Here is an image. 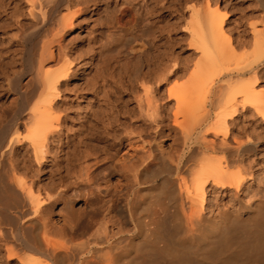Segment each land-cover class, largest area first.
Returning a JSON list of instances; mask_svg holds the SVG:
<instances>
[{"label": "bare ground", "instance_id": "bare-ground-1", "mask_svg": "<svg viewBox=\"0 0 264 264\" xmlns=\"http://www.w3.org/2000/svg\"><path fill=\"white\" fill-rule=\"evenodd\" d=\"M1 6V25L16 32L6 34L19 35L27 49L14 46L19 52L4 63L13 73L0 64L7 81L0 85V264H264V0L245 6L247 20L258 21L236 40L217 0H0ZM171 8L177 21L190 13L182 24L190 40L177 36L189 42L182 59L159 49ZM89 10L99 16L94 25L85 21ZM77 27L87 43L71 50L66 38ZM123 47L147 68L125 73L129 90L138 82L144 87L146 104L139 97L129 118L146 134L139 130L135 142L128 126V148L92 164L86 158L101 149L90 137L88 145V131L100 124L117 131L121 106L109 97L121 91L114 62ZM89 95L87 110L79 99Z\"/></svg>", "mask_w": 264, "mask_h": 264}, {"label": "rangeland", "instance_id": "rangeland-1", "mask_svg": "<svg viewBox=\"0 0 264 264\" xmlns=\"http://www.w3.org/2000/svg\"><path fill=\"white\" fill-rule=\"evenodd\" d=\"M218 2H219V5L221 6V8H224V6L226 7V11H225V9H223V12H227V15H228V21H227V24H226V26H225V29H226V31H230L229 33L232 35V37L235 35H237V33L239 32H241L242 33V31L241 30H243L244 28V30L246 31V34H250L251 33V28H250V25H249V23H250V21L251 22H257L258 21V19L257 18H252V20L251 19H249V20H247L248 19V17H246L245 16V14L247 13V6L250 4V0H227L229 3H227V4H225L226 3V0H217ZM249 2V3H248ZM190 4V3H189ZM192 4V3H191ZM190 4V5H191ZM248 4V5H247ZM14 4H12V6H13ZM247 5V6H246ZM4 6H6V5H4ZM4 6H1L2 8V10L0 11V17L2 18L4 15H6L5 14V7ZM11 6V7H12ZM247 8H246V7ZM4 7V8H3ZM133 12H134V14L136 13V7H134L133 6ZM92 11V10H91ZM2 12H4V13H2ZM172 11V8H171V10H169L168 12H167V17H166V19H165V23H164V32H163V34L164 35H162V40L161 39H159V40H161L160 41V46H159V49H160V52H164V51H166V52H169L168 50H170L171 51V49H173V51H175V55L177 54V55H179V57L182 59V55H184L185 56V54L186 53H188V52H190L189 51V42H187L188 40H190L189 38H190V36H184L183 37V31H187V30H185V29H187L186 28V26L185 25H182V24H187L186 23V21L188 20V18L190 19V17H187V15L189 16L190 15V13L187 11V15L185 14V18L183 17V18H181L180 20L181 21H177L176 20V18H175V16H176V12H173ZM229 12V13H228ZM91 13V15H89ZM2 14V15H1ZM88 16L90 17H88L85 21H90V22H92V25H94L95 24V22L93 21V20H91V19H94V18H99V16H95V14H94V12H90V10L88 11ZM95 16V17H94ZM137 16V15H136ZM245 16V17H244ZM94 17V18H93ZM139 17V16H138ZM184 19H186L185 20V22H184ZM2 20L4 21V20H6V18H5V16H4V18H2V19H0V38H2L3 40L1 41V39H0V42H3V43H0V44H2V45H4L5 43L4 42H6V40L8 39V38H10V39H8L10 42H9V44L7 45V42H6V47H2V45L0 46L1 48H0V53L2 54V52L3 53H5V51H6V55L5 54H0V56H2V57H0V60L1 61H3V63H1V61H0V64H2L3 66H6V67H4L5 68V70H8L10 73H13V71L12 70H10L11 69V67L9 68L7 65H4V63H6V61H9V59H11L12 57L11 56H13L14 54H16V53H18L19 51L17 50L16 52H14L13 51V49H15V47H16V49H19L20 50V52H25L26 51V47H27V45H26V43L23 41V40H21V41H19L18 42V40H20L19 39V35L18 36H15L16 34V32L15 33H13L12 32V30H10L9 31V29H8V27H6V24L4 23H2V25H1V22H2ZM174 20H176V22L174 21ZM30 21H32V20H28L27 22H29L27 25L28 26H30V27H33V29H34V26L33 25H31V24H35V23H32L31 22V24H30ZM189 21V20H188ZM34 22V21H33ZM175 22V23H174ZM179 22H181V23H179ZM184 22V23H183ZM177 23V24H176ZM228 24L230 25V26H228ZM5 25V26H4ZM176 25H178V26H176ZM236 25V26H235ZM243 25H245V27L243 26ZM249 25V26H248ZM5 27V28H2V27ZM182 26L184 27L183 29H182ZM234 27L236 30H234V28L232 29V27ZM180 29H179V28ZM227 27V28H226ZM231 27V28H230ZM236 27H238V28H236ZM242 27V28H241ZM247 27V28H246ZM7 28V29H6ZM163 28V27H162ZM165 28H167V31H165L166 29ZM5 29H6V31H8L9 33L10 32H12L13 34H15L14 36L17 38L18 37V39L16 40L15 39V37L13 36V37H11V34H9V35H7L8 34V32H7V34H6V31H5ZM78 29V30H77ZM182 29V30H181ZM250 29V30H249ZM1 30H2V32H1ZM232 30V31H231ZM234 30V31H233ZM243 30V31H244ZM79 31V32H78ZM81 31H83L82 29H79V27H77L76 29H75V31H73V32H71L68 36H67V40L66 41H69L68 40V38L69 37H71V43L72 44H70L68 47H69V49H75L76 48V46L78 45V44H86L87 42H84L85 40H81V38L83 39H85V37H86V33H85V36L84 35H82V34H84V33H82ZM249 31V32H248ZM232 32V33H231ZM234 32H236V33H234ZM74 33V34H73ZM77 33H79V34H77ZM180 33V34H179ZM76 34V36H74ZM158 34V33H157ZM182 34V35H181ZM81 35V36H80ZM166 35V36H165ZM179 35V36H178ZM180 35H181V37H183V40H184V38L185 37H188L187 39L185 38V40H187V41H183L182 39H180L181 37H180ZM251 35V34H250ZM249 35V36H250ZM8 36V37H7ZM80 36V37H79ZM180 37V38H178V37ZM75 37L76 38H78V39H75ZM150 38V37H149ZM148 38V39H149ZM161 38V37H160ZM234 38H235V40H236V37H233V40H234ZM4 39H6V40H4ZM75 40V41H73V40ZM178 39H179V41H182V42H180V43H177V42H179L178 41ZM11 40H12V42H11ZM15 41V42H14ZM66 41H65V44H66ZM83 41V42H82ZM19 43V45H18V43ZM75 42V43H74ZM12 43V44H11ZM16 43V44H15ZM22 43V44H21ZM70 43V41L68 42V44ZM78 43V44H77ZM74 44V45H73ZM76 44V45H75ZM82 44V45H83ZM185 44V45H184ZM17 45V46H16ZM21 45H22V47H21ZM26 45V46H25ZM67 45V44H66ZM187 45V46H186ZM10 46V47H9ZM15 46V47H14ZM23 46H24V48H23ZM182 46V47H181ZM184 46V47H183ZM8 47V48H7ZM14 47V48H13ZM12 48V51L10 50ZM26 48V49H25ZM163 48V49H162ZM183 48V49H182ZM4 49H5V51H4ZM23 49H25V50H23ZM96 49V48H95ZM94 49V50H95ZM159 49H157V50H159ZM9 50H10V52H9ZM93 50V52H91V50H90V54L88 55V60L90 61H94V59L96 58V55H97V53H96V50L94 51ZM152 51H154V50H152ZM180 51V52H179ZM9 52V53H8ZM12 52V53H11ZM14 52V53H13ZM95 52V53H94ZM155 52H159V51H155ZM7 53H8V55H7ZM93 53V54H92ZM182 53V54H181ZM11 54V55H10ZM189 54L190 53H188V56H189ZM94 55V56H93ZM182 56V57H181ZM187 56V55H186ZM185 56V57H186ZM196 56V55H195ZM195 56H193V58L195 57ZM5 57V58H4ZM9 57V58H8ZM92 57V58H91ZM197 57H199V55L197 56ZM197 57H195V59H197ZM8 58V60H5V59H7ZM18 58V57H17ZM132 58V56L127 52V50H125V48L123 47V48H121V50L119 51L118 50V54H117V62L115 61L114 63H115V69L116 70H118V71H116L117 73H118V79L120 80V82H119V84H120V86L121 87H119V89L121 88V91L119 92L118 91V95H117V97H119L120 96V98L118 99L117 97L115 98V95H112L111 97H109L110 99L113 97V99H111L112 101H110V103L111 104H113L114 106H115V101H116V99H117V101H116V107H118V105H120L121 107H118V108H116V110H115V115H116V119H118V120H116V128H117V131H112V132H110V133H106L105 132V130L102 128V126H101V124H100V126L98 125L97 126V128H98V130L96 129V131L98 132H96V131H91V130H89L88 132H89V134H88V141H87V143H88V145H89V140L91 139V142H94V144L93 143H91L90 142V144L91 145H93V147H95L96 146V144L98 143L99 145H98V148L99 149H101V150H97V152H96V148H94V153H95V155H94V157L93 156H90V157H88V158H86V160L85 161H87L88 160V162H92V160L93 159H95V160H93V162L95 161L96 162V159L98 160V158L99 159H101L100 158V156H102V155H104V154H108V152H109V154H108V159H106V161H108L109 159H111V158H109V156H110V154L112 153V154H114L112 151H115V154H117V156H119V155H121L122 154V151L124 150V149H126V148H128V141L126 140V136H127V132L125 131V129L129 126L134 132L132 133V137L135 139V138H139V135L141 134V133H139V130H140V132H141V130L143 129L144 130V127L143 126H140V125H138L139 127H141V128H139V127H136L137 126V124H132L131 123V119L129 118L130 117V114H129V112H131V113H133L132 111L134 110V108H136L134 111L135 112H137L138 111V109H137V103H138V98L140 97L141 98V96L144 98L146 95L145 94H143L144 92H143V90H144V87H142V84H141V82H138V84H136V86L134 87V88H132L131 90H129L128 89V87H129V85H128V83H127V79H126V77H125V73H126V69L127 68H131L132 70H134V71H137V72H142V71H144L145 69H147V68H145V62H144V60H140L139 61V59H131ZM130 60V61H129ZM96 62H97V60H96ZM19 63H21V62H18L17 63V66L15 67V68H18L17 69V71H19V70H21V68H22V66H23V64H19ZM117 63V64H116ZM7 64V63H6ZM94 65V66H93ZM92 65V68H91V72H96V69H97V66H96V64H93ZM95 66H96V68H95ZM21 67V68H20ZM139 67V68H138ZM1 68H2V66H1ZM0 68V85L3 83V81H4V79H5V75H4V68H2L1 69ZM95 68V69H94ZM3 70V71H2ZM16 70V69H15ZM78 70V71H77ZM82 70V65L81 66H79L77 69H75L74 70V73H75V71H77L76 72V74L77 75H80V73L82 74V72L83 71H81ZM3 72V73H2ZM8 72V73H9ZM90 72V74H92V75H89V77L90 76H93V75H95V72H94V74L93 73H91ZM4 75V76H3ZM4 77V79H3V77ZM94 77V76H93ZM188 77V76H187ZM29 76L27 77H25L24 78V83H27V81H29ZM92 78V77H91ZM3 79V81H1ZM185 80H188V79H186L185 77H184V81H183V78L182 79H177V80H172V82H170V85H168L169 87H171V86H173L174 84H178V83H180V84H182V83H184V82H186ZM73 82L75 83V82H77V79L75 78V80H73ZM7 83V81H4V84H6ZM80 83H81V81H80ZM140 83V84H139ZM3 84V85H4ZM108 85V84H107ZM152 85V84H151ZM122 87H123V89H122ZM118 89V90H119ZM143 89V90H142ZM138 90V91H137ZM120 93V94H119ZM69 94H71V93H69ZM7 95V96H6ZM145 95V96H144ZM10 96V94H5V98H8ZM73 95H71L70 97H68L67 99L69 100V99H73L74 98V101H76V97H72ZM90 97H91V95H89V98L87 97V98H85V100L83 99V100H81V99H79L78 101L81 103V106L80 107H82L83 108V106H86V107H84V109H89L90 110V108L92 107V105L89 103V99H90ZM115 98V99H114ZM139 98V99H140ZM142 99V98H141ZM145 99V98H144ZM144 99H142V100H144ZM166 100H167V98H165ZM114 100V101H113ZM166 100H163V101H166ZM145 102V103H144ZM160 103H163L162 102V100L161 101H159ZM76 104H77V101L75 102ZM84 103H86V104H84ZM119 103H121V104H119ZM123 103V104H122ZM143 103L144 104H146V101L144 100L143 101ZM87 104H88V106H90V108H88V106H87ZM127 104V105H126ZM110 105V104H109ZM113 105H110V106H113ZM123 105V106H122ZM124 105H126V106H124ZM104 106H106V104L104 105ZM127 106H128V109H127V111H124V109H126L127 108ZM137 106V107H136ZM130 107V108H129ZM131 107H132V109H131ZM174 107V106H173ZM77 108V107H76ZM75 108V109H76ZM122 108V109H121ZM124 108V109H123ZM131 109V110H130ZM123 110V111H122ZM128 110H130V111H128ZM123 112H127L128 114H126V115H124L123 114ZM138 114V113H137ZM136 114V115H137ZM138 117H139V114L137 115ZM137 116H133V118H132V121H137V120H139L140 118H141V116H140V118H138ZM77 117V116H76ZM125 117H128V120H127V123H123V121H124V118ZM143 118V117H142ZM140 119V120H144V118L143 119ZM72 119V118H71ZM73 120V119H72ZM171 122H172V120H171ZM140 124V123H139ZM80 125V124H79ZM78 124L77 125H74L75 126V128H73V130L75 129V131H78L79 129H80V127H78V128H76L77 126H79ZM100 127H101V129H100ZM135 128H137V129H135ZM77 129V130H76ZM151 128H149V130H150ZM95 130V129H94ZM130 130V129H129ZM142 130V133L143 134H146V132L145 131H143ZM102 131V132H101ZM128 131V130H127ZM91 132H93L92 134H90ZM94 132L96 133V135L94 134ZM145 132V133H144ZM153 132V131H152ZM167 133V132H166ZM121 134V135H120ZM210 135H209V137L211 136L212 138H214V135H213V133H212V135H211V133H209ZM90 135V136H89ZM153 136V135H152ZM219 136H221V137H219ZM219 136H217V138H218V140L221 138H223V135L222 134H220ZM89 137H90V139H89ZM93 137V138H92ZM97 137L99 138V139H97ZM151 137V136H150ZM97 140H96V139ZM152 139V138H151ZM220 139V140H221ZM98 141V142H97ZM138 142V139H135V142ZM139 142H140V140H139ZM87 143H86V145H87ZM121 143V144H120ZM102 144V145H101ZM125 144V145H124ZM87 145V146H88ZM90 145V146H91ZM95 145V146H94ZM123 146V147H122ZM93 147H89L90 148V151L91 150H93ZM101 147V148H100ZM119 147V148H118ZM88 148V149H89ZM114 148V149H113ZM118 148V149H117ZM108 150H110V151H108ZM112 150V151H111ZM100 151H102V152H100ZM91 152H93V151H91ZM104 153V154H103ZM100 154V155H99ZM111 154V155H112ZM91 155H93V154H91ZM97 156H99V157H97ZM91 158V159H90ZM106 158V157H105ZM103 159V158H102ZM90 160V161H89ZM104 161H105V159H104ZM92 162V164H94ZM102 162H103V160H102ZM87 163V162H86ZM161 164V163H160ZM162 165V167H163V169L164 170H166V172L168 171V168L166 169V168H164V167H167V166H164L165 164H161ZM161 165H159V167L161 166ZM158 167V166H157ZM157 167H155V170L156 171H158L157 173H161V174H163V172H160V171H162L161 170V168L162 167H158L159 169H160V171H159V169L157 170ZM163 170V171H164ZM155 172V171H154ZM166 172H164V174H166ZM155 174V173H154ZM159 174H155V175H159ZM58 204L57 203H54L53 204V210H56V208H58V206H57ZM122 206V207H121ZM121 206H120V209H124V205L123 204H121Z\"/></svg>", "mask_w": 264, "mask_h": 264}]
</instances>
